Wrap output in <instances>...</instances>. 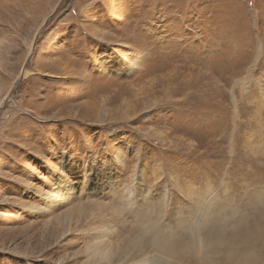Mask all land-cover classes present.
<instances>
[{"label": "rangeland", "instance_id": "rangeland-1", "mask_svg": "<svg viewBox=\"0 0 264 264\" xmlns=\"http://www.w3.org/2000/svg\"><path fill=\"white\" fill-rule=\"evenodd\" d=\"M160 207L264 264V0H0V264Z\"/></svg>", "mask_w": 264, "mask_h": 264}, {"label": "clouds", "instance_id": "clouds-1", "mask_svg": "<svg viewBox=\"0 0 264 264\" xmlns=\"http://www.w3.org/2000/svg\"><path fill=\"white\" fill-rule=\"evenodd\" d=\"M165 219L163 207L131 217L126 210L115 213L113 222L99 225L100 234L79 250L81 264H232L238 226L228 217L206 213L179 227Z\"/></svg>", "mask_w": 264, "mask_h": 264}, {"label": "bare ground", "instance_id": "bare-ground-1", "mask_svg": "<svg viewBox=\"0 0 264 264\" xmlns=\"http://www.w3.org/2000/svg\"><path fill=\"white\" fill-rule=\"evenodd\" d=\"M101 183H102V182H101ZM101 183H100V186H101L100 188H101V189H104V188L106 187V185L101 184ZM212 194H214V193H212ZM210 197H211V196H210ZM212 197H214V195H213ZM202 212H203V211H202ZM99 234H100V233H99V231H98V235H99ZM235 234H236V233H235ZM240 234H241V233H240ZM96 235H97V234H96ZM236 238H237V235H236ZM248 261H249V260L246 261V259L244 258L243 262L240 263V264H250Z\"/></svg>", "mask_w": 264, "mask_h": 264}]
</instances>
